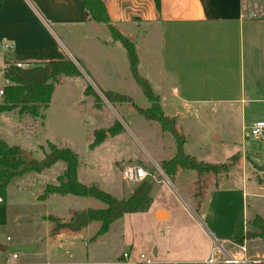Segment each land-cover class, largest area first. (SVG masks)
Listing matches in <instances>:
<instances>
[{
	"label": "rangeland",
	"instance_id": "1",
	"mask_svg": "<svg viewBox=\"0 0 264 264\" xmlns=\"http://www.w3.org/2000/svg\"><path fill=\"white\" fill-rule=\"evenodd\" d=\"M244 7L245 14L264 16V0H244ZM99 26L102 29L92 31L85 26H64L57 30L65 46L78 53L76 61H72L82 76L61 77L55 84L49 107L39 117L21 116L17 110L1 113L0 139L19 147L27 160L28 155L32 160H43L50 144L72 150L78 157L79 182L97 185L117 199L127 198L138 185L123 179V166L139 165L159 181H151L152 208L148 212L125 215L97 238L100 223L89 221L83 229H66V233L52 234L47 239L40 215L51 214L63 219L83 205L96 209L106 207L93 198L60 194L49 198L44 205L41 199H47L43 197L47 186L59 184L66 171V162L58 161L41 173H26L7 186L6 207L1 212L6 219V230L0 236L2 241L8 243L6 238L10 236L13 242L21 234L38 231V239H42L38 243V260L51 263L110 264L129 252L131 264L140 262L141 255L154 259L155 264H165L162 259L170 260L174 254H193L194 244L201 243L196 223L205 224L208 215L213 216L219 228L218 238L231 237L235 228L239 236L243 232L242 158L264 164V134L251 133V123L264 119V106L247 103L245 112L243 107L225 104L178 108L185 116L179 119L177 130L185 138L187 155L215 165L230 163L237 155L239 158L227 172L206 174L199 182L192 170L168 176L162 169V160L175 157L177 143L171 134L161 130L159 123L148 120L138 111V108L148 109L150 102L131 76L123 45L112 38L105 26ZM151 45L156 47L157 40L153 39ZM83 53L84 58L80 56ZM141 55L140 76L149 81L155 94H161L164 82L156 74L154 54L152 58L147 57L141 48ZM5 67L0 64V89L9 85L3 74ZM88 86L100 96V109L96 108V99L86 95ZM164 88H168V83ZM109 92L126 95L133 102H109L106 98ZM172 109L164 107L166 115L175 113ZM109 129L118 134L113 136L107 132L104 141L91 148L96 131ZM251 177L253 186L260 187L254 181L257 177L264 179V174ZM182 185L188 190L183 191ZM247 192L251 218L255 211H264V191L253 195L255 192L249 188ZM157 209H163L170 217L158 219ZM245 236L250 250L264 253V237L249 239L246 233ZM155 248L162 251L159 257L154 255Z\"/></svg>",
	"mask_w": 264,
	"mask_h": 264
},
{
	"label": "crops",
	"instance_id": "2",
	"mask_svg": "<svg viewBox=\"0 0 264 264\" xmlns=\"http://www.w3.org/2000/svg\"><path fill=\"white\" fill-rule=\"evenodd\" d=\"M101 1L105 5L111 23L124 36L135 42L139 59L138 71L141 66V48L147 57L152 58L151 54H154L156 74L161 77L164 85L168 83V88H164L163 85L161 94L156 95L160 98L164 113V107L173 108L175 113L170 116L166 113L165 115L175 119L176 127L179 119L185 117L183 111L178 109L181 107L225 104L243 107L245 112L247 103H262L264 106V16L245 14L244 0ZM99 25L103 24L85 20L82 0H5L0 8V64L3 68L9 63L31 66L48 61H76L77 52L74 49L70 51L65 46L57 30L64 26H85L92 31L102 29ZM105 28L107 29L106 26ZM153 39L158 42L156 47L151 45ZM80 56L85 57L84 53ZM169 79L173 82H168ZM260 120L264 121V119L256 120L251 123V127ZM249 160L248 157L242 158L243 232L239 236L246 233L249 220L258 215L264 218V211L260 210L255 211L251 218L248 215L247 199L250 194L247 189L253 190L255 192L252 193L253 195L258 191H264V179L259 177L255 179L254 182L260 186L258 187L256 184L253 186L251 177L264 174V164H255L252 161L250 163ZM182 171L184 170H179L177 174L180 175ZM163 182L165 183L164 180ZM181 189L188 190L183 185ZM216 190H219V186ZM189 193L192 194V191ZM55 195H49L44 199L45 201L42 199L41 201L45 205V202ZM262 196L264 197V194ZM5 203L6 198L5 201H0V207H3L2 211L0 210V236H3L6 230V219L1 214L5 211ZM89 209L96 208L83 205L72 210L63 219L51 214L40 215L46 227L44 236L48 239L52 234L66 233L64 231L68 228H58V224L73 222L83 212L88 213ZM37 211L39 213L38 208ZM160 211L166 213L163 209H157L156 213ZM207 220L205 224L196 223L201 234V243L194 244L192 255L174 254L172 259L165 261L162 259V261L166 264L172 261L202 260L209 255L214 240L231 241L238 237V228H235L229 235L231 237L223 235L224 238H218L216 232L221 233L213 216L208 215ZM85 225L76 230L85 228ZM18 237L19 239L12 242L8 236L6 238L8 243H4L0 237V246L36 247L26 253L18 252V263L79 264L38 260V243L42 240L38 239V231L24 233ZM250 251L254 255L264 256L260 251ZM12 253L7 254L0 249V264H6ZM161 253V249H154L156 257ZM11 264L14 262L12 261Z\"/></svg>",
	"mask_w": 264,
	"mask_h": 264
},
{
	"label": "trees",
	"instance_id": "3",
	"mask_svg": "<svg viewBox=\"0 0 264 264\" xmlns=\"http://www.w3.org/2000/svg\"><path fill=\"white\" fill-rule=\"evenodd\" d=\"M5 0H0V8ZM86 21H94L105 25L115 41H119L128 58L130 72L133 79L142 89L144 95L150 102L148 109L138 108V111L148 120L159 123L163 132L173 136L177 143V154L175 157L162 161V169L168 176H174L179 170H192L198 174V182L209 173H218L221 170L227 172L229 167L238 161L239 156L232 158L227 164H211L198 161L196 158L187 155L183 146L185 138L180 135L174 118L166 116L160 106V98L153 92L149 82L140 76L138 71L139 59L135 42L124 36L112 23L101 0H82ZM4 78L9 81L4 90L0 102V114L17 110L21 116L28 115L34 118L39 117L42 110L49 107L55 84L61 77L82 76L78 66L72 60L48 61L32 64L25 68L18 67L15 63H9L3 69ZM87 96L96 99V108L100 109L101 98L88 86L85 91ZM109 102H133L130 97L109 92L106 95ZM119 129H122L121 127ZM107 132L115 136L118 133L111 129L97 130L96 139L91 148L101 144ZM50 151L41 161H28L24 158L17 146H10L0 139V201H5L7 186L17 177L27 172H42L52 167L58 161L66 162V171L59 179V184L48 185L44 196L52 194L74 195L89 197L98 200L106 207L102 209H89L90 222H99L100 229L95 238L106 234L111 225L131 213L148 212L153 204L152 192L153 183L146 180L136 185L130 195L125 199H117L111 194L103 191L97 185L87 186L79 182L77 177L78 157L68 148H59L53 144L49 145ZM202 195V194H201ZM199 195V197L201 196ZM249 229L246 235L249 239L264 237V218L255 216L247 222ZM238 236L236 240H240ZM260 264H264V261Z\"/></svg>",
	"mask_w": 264,
	"mask_h": 264
},
{
	"label": "built area",
	"instance_id": "4",
	"mask_svg": "<svg viewBox=\"0 0 264 264\" xmlns=\"http://www.w3.org/2000/svg\"><path fill=\"white\" fill-rule=\"evenodd\" d=\"M18 67L25 68V64L16 63ZM7 66L6 64L4 67ZM4 90L0 89V102L2 101ZM251 133L254 136H263L264 134V121L260 120L254 123L251 127ZM123 179L127 182H133L140 184L146 180H155L159 182L156 176H153L145 168L139 165H130L124 168L122 171ZM163 182V181H162ZM130 253L125 252L123 256L114 263L110 264H131L129 262ZM18 254L12 253V256L8 259L6 264H21L17 262ZM264 261V256L259 254H252L248 245V239L245 234L240 240L231 241H219L214 240L213 246L209 252V255L202 260L195 261H172L166 264H260ZM87 264H99V263H87ZM136 264H155L154 259L147 258L145 255H141L140 262Z\"/></svg>",
	"mask_w": 264,
	"mask_h": 264
},
{
	"label": "water",
	"instance_id": "5",
	"mask_svg": "<svg viewBox=\"0 0 264 264\" xmlns=\"http://www.w3.org/2000/svg\"><path fill=\"white\" fill-rule=\"evenodd\" d=\"M28 160L31 161L32 158L28 155ZM167 214L160 211L158 214H157V218H164L166 217ZM89 216H88V213L86 212H83L82 214H80L76 220H74L73 222H68V223H59L58 224V228H68V229H71V230H76L78 229L80 226L84 225V224H87L89 222ZM0 249L3 251V252H13V253H18V252H21V253H26V252H29L31 250H34L36 249L35 246H32V245H27V246H22V247H6V246H0Z\"/></svg>",
	"mask_w": 264,
	"mask_h": 264
}]
</instances>
